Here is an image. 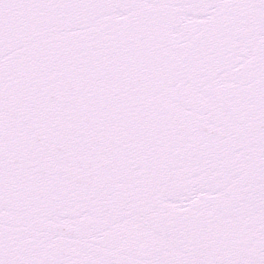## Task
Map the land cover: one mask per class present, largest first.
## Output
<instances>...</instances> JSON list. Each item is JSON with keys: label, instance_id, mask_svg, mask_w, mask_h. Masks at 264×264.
Segmentation results:
<instances>
[{"label": "snow or ice", "instance_id": "6c2138e0", "mask_svg": "<svg viewBox=\"0 0 264 264\" xmlns=\"http://www.w3.org/2000/svg\"><path fill=\"white\" fill-rule=\"evenodd\" d=\"M0 264H264V0H0Z\"/></svg>", "mask_w": 264, "mask_h": 264}]
</instances>
